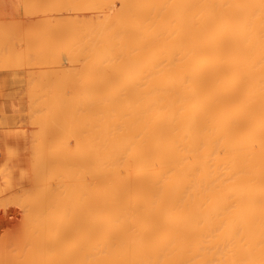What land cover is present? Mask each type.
Segmentation results:
<instances>
[{
    "label": "bare ground",
    "instance_id": "1",
    "mask_svg": "<svg viewBox=\"0 0 264 264\" xmlns=\"http://www.w3.org/2000/svg\"><path fill=\"white\" fill-rule=\"evenodd\" d=\"M32 1L33 10L27 7L32 5L25 7L26 0H21L22 6L29 9L27 12L32 11L26 14L28 18L24 13L22 16L31 23L37 42L45 40L49 50L44 49L48 53L45 56L47 61L39 55L35 59V66L45 65L47 71L43 70L47 74L42 70L43 76L40 70L38 77L32 74L36 80L41 78L37 82L47 78L46 83L43 82L47 88L40 82H36L38 88L32 87L33 82H30V89L36 93L31 92L33 101L38 103L40 100L36 96L42 100L45 92V98L37 108L42 111L35 114L30 112L33 109L29 111L37 116L36 119L30 118L36 122L35 127L38 126L36 135L42 133V138L45 135L44 143L39 140L40 144H37L38 152L33 155H38L33 160L38 162L41 159L44 165L58 158L63 160L56 155L57 159L46 164L44 161L47 158L44 154L50 150L47 143L51 142L52 148L54 143L59 144L54 141L57 139L60 143L63 141L67 149V163L77 168L74 167L77 170L76 186L71 184L76 193L71 191L73 186H67L77 197V205L73 206L75 202L67 199L70 202L62 205L64 209L68 205L67 211L61 208L64 213L57 214L58 217L51 222L56 234V231L62 232L58 238L54 232L51 234L56 238L53 241L44 235L39 250L35 248L37 243L29 240V252L36 253L33 258L43 259L45 264V257L48 259L46 262L49 261L45 253L54 254L63 246L62 243L67 242V251L62 252L64 255L67 252V257L61 256L60 264H264V0ZM19 24L16 25L17 30L22 28ZM30 26L28 30H31ZM16 31L11 33H21V38L14 37L16 44H19V39L20 42L24 39L30 41L29 38L34 36L31 34L30 37L29 31L28 35L19 32L21 30ZM27 40L24 42L28 43ZM7 43L11 44L10 41ZM15 43L10 46L9 54L13 56L15 51L14 58L20 55L26 59L25 50L16 49L18 44L14 46ZM22 44L18 46L22 48ZM30 44L28 47L33 46ZM11 47L16 50L12 52ZM27 49L26 54L32 56ZM21 51L25 56L22 57ZM17 57L15 59L18 60ZM24 59H19L18 63L24 61L26 67L29 61ZM3 61L0 64L6 62ZM16 62H13L12 69L20 66ZM5 65L9 69L7 63ZM4 67L0 65V69ZM30 71L26 72L31 74ZM12 75L15 79V74ZM21 77L19 75V81L24 83ZM29 77L27 81L35 80ZM27 86L24 91L30 92ZM37 89L42 91V96L36 92ZM24 91L23 96L28 93ZM10 92L7 93L11 95L14 92L15 95L18 91ZM16 94L19 100H29L30 103L27 95L29 99L25 100L26 96L22 97L21 92ZM13 97L11 108H8L15 110L13 104L19 105V100ZM38 104L32 107L36 109ZM17 107L22 109H17L22 113L12 110L7 113L3 105L0 107V117L6 118L3 123L0 118V127H6L12 121L15 124L17 114V117L23 116V119H18L20 128L27 121L31 123L28 113L25 121V107ZM17 130H2L3 134L6 132L2 141L5 157L16 149L12 146L19 140V131L26 133L22 128ZM44 147H49V150L45 152ZM62 160L58 161L63 163ZM39 162L37 169L41 168ZM49 166L41 171L50 173ZM0 167L4 170V166ZM34 169H31V172H36L33 176L40 173ZM18 174L22 176V172ZM66 174L67 184L73 178L71 172L68 175L70 179ZM37 177L38 180L40 177ZM45 177L52 181V177ZM42 185L39 186L42 188ZM62 187L66 189V186L65 189ZM8 189H5L6 193ZM56 192L55 195L60 193ZM67 197L71 198L70 195ZM61 203L59 207H62ZM23 205L26 206L25 203ZM20 211L25 209L20 207ZM44 214L43 217L47 215ZM45 218L41 223L44 229L51 216ZM29 221L30 218L23 221L28 228L33 225L30 221L29 226ZM51 226L48 227L52 229ZM42 228L37 232L33 229L34 235L40 237ZM32 244L36 252L31 248ZM10 259L8 262L0 261V264H10ZM28 261L32 262L31 258Z\"/></svg>",
    "mask_w": 264,
    "mask_h": 264
},
{
    "label": "rangeland",
    "instance_id": "2",
    "mask_svg": "<svg viewBox=\"0 0 264 264\" xmlns=\"http://www.w3.org/2000/svg\"><path fill=\"white\" fill-rule=\"evenodd\" d=\"M2 1H4L3 2V5H2ZM6 1V2H5ZM10 1H12V2H10ZM19 1V0H18ZM27 1V3H23V2H25V1H23V2H21V0H20V2H21V4H20V2H18L19 3V5H17L18 3H17V0H16V2H15V0H9V2H8V0H0V8L2 9H0V24H2V27H0L1 29L2 28H4V30L2 29V30H0V32L2 31L3 33L1 34L0 33V42H1V38L3 37V39H2V42L0 43V45L2 44V46H0V48L1 47H3V48H1L0 49V63L5 59L6 60V62H4V64L2 63V64H0L1 66H5L4 68H2V69H0V70H2L1 71V74H0V80L2 81H0V83H2L3 85L1 86V84H0V107L3 105L4 107H5V109L7 110V113H9V112H11L10 110H12V109H10L11 108V99H12V97L14 96L15 97V95H17L15 98H16V100L18 101L19 100V95L18 94H16V93H19V92H21V95H22V92L24 91V88H26V85L28 84L29 86H27L28 87V89H29V91L31 90L30 88H32V87H37L36 86V82H37V80L38 79H41V78H37V80H36V77L35 76H33V75H36L37 77H38V73H39V71L38 70H40V73H41V70L44 72V70H43V68H45V71H47L46 69H47V67L45 66V65H43V67H42V65L40 66L41 67V69H40V67H37V66H35V59L38 57V55L40 56V57H43V60H45V61H47L46 59V55L48 56V53L46 54V52L45 51H49L48 50V47H47V43H46V41L45 40H39L38 42H37V40L35 39L36 38V33H35V31L31 28V26H30V22H29V20L27 19L28 18V15L32 12V11H28L27 12V10H29V9H31V10H33V8L32 7H34L33 6V1L32 0H26ZM32 2V3H31ZM7 3V4H6ZM15 3H17V4H15ZM31 3V4H30ZM11 4V5H10ZM13 4V5H12ZM25 5V7L27 6V4L28 5H32V6H27V7H29V9L27 8V10H26V8L25 7H23L22 5ZM16 5H17V7H16ZM1 6H3V7H1ZM8 6H9V8H10V10H8L9 8H8ZM4 7H5V9H4ZM19 7V8H18ZM31 7V8H30ZM8 8V9H7ZM19 9V10H18ZM25 11H24V10ZM9 11V12H8ZM24 11V12H23ZM10 14H8V13ZM23 13L26 15V14H28V15H26L27 16V18H26V16H25V18H24V16H22L23 15ZM6 14V15H5ZM12 15V16H11ZM14 18V19H13ZM5 21H4V20ZM12 19V20H11ZM11 20V21H10ZM15 22H14V21ZM16 20H19V21H17L16 22ZM22 20L24 21V23H21L22 22ZM3 21V22H2ZM26 21V22H25ZM4 22H6V23H4ZM7 22L9 23L8 25H7ZM11 22H14V24L13 23H11ZM21 24V26H22V28L21 29H18V30H21V31H19V32H23L22 31V29H23V27L24 26H26L27 28H25V29H23L24 31H25V33H27V35H28V31H29V36L31 37V34H34V36H33V38H29V39H31L30 41L29 40H27V39H24V40H27L28 41V43L25 41L24 42V40H21V42L18 40V42H19V44L18 45H20V44H22V41H23V44L22 45H25V43H27V44H29V43H31V44H33V46L31 45V46H29L28 47V45L26 44L25 46H27L28 48H29V50H30V53H29V50L27 49V47H23L22 45H21V47L22 48H20L16 43H15V41H17V39L16 40H14L16 37L18 38V37H20V34L18 35V33H16L17 35H15V32H13V34H14V36H13V34H11L12 33V30L13 31H16L17 30V26L16 25H18V24ZM25 23H27V25L25 24ZM13 24V25H12ZM19 24V25H20ZM4 25H5V27H4ZM8 26V27H7ZM12 26H13V28H12ZM14 26H16L15 27V29H14ZM30 26V28L29 29H31V30H28V27ZM10 27H11V29H10ZM20 27V26H19ZM18 27V28H19ZM8 28V29H7ZM5 29H6V31H5ZM10 29V30H9ZM7 30H9V32H7ZM18 30L16 31V32H18ZM26 30H27V32H26ZM11 31V32H10ZM24 33V32H23ZM24 33V34H25ZM10 36H13V37H11L10 38ZM22 36H23V34H22ZM15 37V38H14ZM21 38V37H20ZM5 39H8V41H10V45H9V43H7L8 41L7 40H5ZM32 39H34V40H32ZM6 42H5V41ZM11 40H13V42L15 43V45L14 46H16L17 45V47H16V49H24L25 50V55L23 54V51H21V53H22V57L23 56H25L26 57V59H24V58H21V56L19 55L18 57H19V59L21 60H26V62L27 61H29L28 63H26V67H25V65L23 64V62H21L20 61V63H18V61H19V59L17 60V59H15L14 58V54L13 53H15V51L13 52V49H15V47L14 48H12L13 47V45L12 44H14L13 42H11ZM36 41V42H35ZM5 42V43H4ZM40 42H42L41 44H40ZM34 43H35V46H34ZM6 44V45H5ZM8 44V45H7ZM37 44H38V46H37ZM5 46H7V47H5ZM10 46H12L11 48H12V55L13 56H11L9 53V51H11L9 48H10ZM46 46V47H45ZM19 47V48H18ZM38 47V48H37ZM44 47V48H43ZM4 48H7V49H9L8 51H7V49H4ZM31 48V49H30ZM47 48V49H46ZM15 49V50H16ZM26 49L28 50V54L29 55H32V56H34L33 57V62H31L32 61V56H28L26 53H27V51H26ZM33 49V51L35 52H33V51H31ZM34 49H36V50H34ZM41 49V50H40ZM44 49H45V51H44ZM3 50V51H2ZM38 50V51H37ZM5 51V52H4ZM6 51L8 52V53H6ZM40 51V52H39ZM18 52H20V51H16V53H18ZM33 52V53H32ZM45 52V53H44ZM37 53V55H35ZM6 54H9V55H6ZM43 54V55H42ZM5 56H7L8 58L10 57V59H6V57ZM17 57V58H18ZM31 57V58H30ZM2 58H3V60H2ZM2 60V61H1ZM14 60V61H13ZM11 61H12V63H11ZM15 61H17L16 62V65H18V64H20V66L18 65V67H17V69L18 68H20L19 69V72H18V70L17 69H12V67L15 65H13V62L15 63ZM7 63V66H9L10 65V63H11V67L9 66V69L6 67V64ZM25 63V62H24ZM27 64H28V66H27ZM33 65V67L35 68H32V65ZM23 65H24V67H23ZM15 67V68H16ZM22 67H23V69H25V70H23L22 69ZM28 67V68H27ZM31 67V68H30ZM30 68V70L32 69H34V71L32 72V71H30V70H28ZM8 69V70H7ZM22 69V70H21ZM27 69V70H26ZM37 69V70H36ZM5 70H7V71H5ZM17 70V71H16ZM24 71H25V73L28 75V77L29 76H31L32 74V76L31 77H33V80H34V78H35V80L34 81H32L30 78L31 77H29V81H27L28 80V77H27V75H24V77H27V79L26 78H24L22 75H21V73L22 74H25L24 73ZM26 71H30L31 72V74L28 72H26ZM35 71L37 72V73H35ZM42 72V73H43ZM16 73L18 74L17 76H16ZM41 73V74H42ZM44 73H46V72H44ZM12 74H15V79H17V77H18V79L15 81V79L12 77L13 75ZM30 74V75H29ZM41 74H39V76L41 75ZM47 74V73H46ZM45 74V75H46ZM12 75V76H11ZM19 75H20V77L22 76L23 77V79L25 80V81H27V83L24 81V83H22L23 82V80L22 81H19ZM45 75H44V77H45ZM42 76H43V74H42ZM41 76V77H42ZM22 77H21V79H22ZM46 77H47V75H46ZM45 77V78H46ZM3 78V79H2ZM12 78L14 79L13 81H12ZM43 78V77H42ZM43 80V79H42ZM45 81V83H46V81H47V78H46V80H43L42 82L41 81H39L41 84H43L44 85V82ZM14 82H16V84L15 85H13V86H11L10 87V85L9 84H11V83H13L14 84ZM19 82H21V89L19 90V88H20V86H18L17 84H20ZM33 82V84H35V85H31V83ZM39 82H37L38 84H39ZM22 84H24L23 86H22ZM37 84V85H38ZM32 87H31V86ZM43 85L41 86V87H43ZM10 87V88H9ZM38 87H39V85H38ZM37 87V88H38ZM44 87H46L47 88V85L45 86L44 85ZM43 87V89H45L46 90V88H44ZM3 89V90H2ZM18 89V90H17ZM27 89V88H26ZM25 89V91L24 92H28V90H26ZM42 89V90H43ZM13 90L14 91H18V92H16L15 93V95L13 94L14 92H13ZM38 90V89H37ZM11 91V92H10ZM33 91H34V89H33ZM39 91V92H38ZM38 91H36L37 93H40V95H41V92H40V90H38ZM4 92V93H3ZM7 92H10V94L11 95H9ZM32 90L30 91V92H28V93H26V94H24V96H28V97H30V95H33L32 93H35V91L34 92H32ZM3 93V94H2ZM44 93L45 92H43V96H42V100H41V98H40V96L39 95H37L36 97L37 98H39L38 99V103L40 104V103H42L41 101H43L44 99L43 98H45L44 96ZM9 95V97H10V99H5V98H9V97H7V95ZM29 94V95H28ZM36 94V93H35ZM13 95V96H12ZM2 96V97H1ZM4 96H6V97H4ZM23 95H22V97H24ZM26 96V99L25 100H27V97ZM14 97H13V99H14ZM18 97V98H17ZM33 97V96H32ZM32 97H30V103L33 101V99L34 98H32ZM4 98V99H3ZM32 98V99H31ZM29 99V98H28ZM10 100V101H9ZM15 100V99H14ZM23 99H21L20 98V100L18 101V104L20 105V106H23V108L25 107V109L26 110H28V107H29V110L28 111H25V109L23 110L24 112H26V114L24 115V113H23V115L25 116V121H27L28 120V118L26 117L27 116V113L29 114V121H31V123H29L28 121V123L26 122L25 123V121L23 122V123H25V124H27V125H30V124H32L33 123V125H30V126H21V128H22V130H25L26 131V136H24L25 134L24 133H22V132H20L19 131V135L17 134V137L18 136H20V137H18V141H17V144L15 143V144H13V146H12V149H13V147L15 146L16 147V149L14 148L13 149V151H12V153H10L9 155H8V157L6 156L5 157V155L3 154V152H4V147H5V144L3 143L4 142V140L5 139H3V137L5 138V136H6V132L3 134L2 133V130H8V131H10V130H12L13 132H15L14 130H21V128H20V125L19 124H21V123H19L18 124V122L21 120V119H23V116L21 117H17V115L21 112H18L17 111V109L18 108H20V107H17V106H19V105H16V104H13V102H12V104L15 106L13 109H15V110H12V111H14L15 113H17L18 112V114L16 115V119H17V122H15V124L13 123V121H12V123H9L8 125L6 124V127H2V125H1V127H0V166L2 165V168H3V166H4V170L3 169H1V167H0V201H2V200H4V201H2V204L0 203V205H2V207L0 206V250H2V251H0L1 252V254H0V261L2 262L3 260L4 261H6V262H8V260L7 259H10L9 260V263L10 264H13V263H15V262H17V263H15V264H23V263H26V264H40L41 262H42V264H44L43 263V259L42 258H44L43 256H44V254L41 256V259L42 260H38V259H36V257L35 258H33V256H35L36 255V253H34L33 251L32 252H29V251H31L30 250V246H31V243L29 244L28 242H29V240L31 241V242H36V243H34V244H36V246L35 245H33L32 244V249H33V247L35 246V248L36 247H38V248H36V250H39L40 248H42L41 246V243H42V237L45 235V237H46V239L48 238V239H52V241H53V239L55 240L56 238H58L59 237V235H61V233L62 232H60V233H58L59 231H56L57 232V234L55 233V229H53V227L50 225L51 224V222L52 221H54V219H56L57 217H58V215L57 214H61L62 212L64 213V211H62L64 208H63V206L62 205H65V202H66V204H68L70 201H73V202H75V203H73V206H75L76 207V205H77V197H74L73 195L74 194H71L70 193V188L69 187H71V186H73V185H71V184H75L74 186H76V183H77V181H74V179L76 180L77 179V173H75V171L77 172V168H76V165L74 166V165H71L70 163H67L68 162V159H67V152H66V150L67 149H65V145H64V143H63V141L60 143V141H58L57 139L56 140H54V141H56L57 143H59L58 145H59V147H58V145L56 144V143H54L55 145H57V146H55V145H53L52 146V148H51V142H49V143H47V146L49 145V147H50V150H52L54 147L56 148L57 147V150L54 148L53 150H55L54 151V153H53V150L52 151H50L49 150V147L48 148H46L45 149V147L43 148L44 149V151L45 152H47L48 150V154H44L42 151V153L44 154V155H47V158H46V160H44L45 161V164L48 162H50L51 160H53V159H55L56 158V155H58L59 157L61 156L62 158H63V160L62 159H60V158H58V156H57V160L56 161H58V160H62V162L63 163H61V161H58V163L55 161V160H53L52 162H50L51 164L53 163V162H55V165L53 164V165H51V164H47V165H50L49 166V168H47V169H49L50 171H48V172H50V173H43L42 171H41V169H43V167H44V169L46 168L45 166H47V165H44V162L42 161L41 162V159L40 160H38V162L40 163V166H41V168H39L40 169V171H38L39 169H37V167H39V166H36V164L38 165V162H35L33 159L35 158V156H37V155H33V154H35V152H38V151H36V147H37V144H40V143H42V141H44L43 139H44V136H43V138L42 137H40L41 135H42V133H41V135H40V133H39V135H36V132H37V134H38V131H36L35 132V129L37 130L38 129V126L37 127H35L36 125H34L36 122L34 121V119H33V121H32V119H30L31 117H34L35 119H36V117L37 116H35L34 114L35 113H40L41 111H42V109H41V111L39 112L38 110L39 109H37L38 107H39V104L38 103H36V101H33V105H34V107H35V104L37 105L38 104V106H36V109H34V107H32L33 105H32V103L30 104L29 103V100H27V101H22ZM4 102V103H3ZM7 102V103H6ZM20 102H24L23 104H21ZM29 104H28V103ZM35 102V103H34ZM14 103H15V101H14ZM17 103V102H16ZM27 103V105H24V104H26ZM5 104L7 105V106H5ZM29 105H31V106H29ZM8 106H10V108H8ZM27 106V107H26ZM40 108H41V106H40ZM21 109V108H20ZM19 109V110H20ZM30 109H33L32 111H30ZM22 110V109H21ZM33 112L34 114H31L30 112ZM22 113V112H21ZM31 114V115H30ZM34 115V116H33ZM0 116H1V114H0ZM19 116V115H18ZM1 118V122L3 121V120H5L6 118H4V117H0ZM21 118V119H20ZM18 119H20L19 121H18ZM0 122V123H1ZM22 122V121H21ZM3 123V122H2ZM1 123V124H2ZM4 123H5V121H4ZM17 123V124H16ZM12 126H11V125ZM9 125H10V127H9ZM17 125H19V126H17ZM38 125V124H37ZM5 126V125H4ZM34 126V127H33ZM33 127V128H32ZM20 128V129H19ZM26 128V129H25ZM32 129V130H31ZM42 129V131H43V128H41ZM17 130V131H18ZM16 131V132H17ZM35 133V134H33V133ZM41 132V131H40ZM23 134L22 136H21V134ZM3 134V135H2ZM31 134V135H30ZM23 136H24V139H23ZM32 136V137H31ZM36 136H38V137H40V138H42V140L41 139H39L38 137L37 138H35ZM35 138V140H33ZM23 140V141H22ZM39 140L41 141L40 143H39ZM3 141V142H2ZM25 142V143H24ZM36 142H38V143H36ZM36 143V144H35ZM44 143V142H43ZM42 143V144H43ZM36 145L35 146V148H34V145ZM41 144V145H42ZM53 144V143H52ZM61 144V145H60ZM26 146V147H24V146ZM32 145H33V147H32ZM62 145H64V147L62 146ZM17 146H19V147H17ZM24 147V148H23ZM39 147H43V146H39ZM26 148V149H25ZM59 148H62V149H59ZM34 149V150H33ZM37 149H38V147H37ZM40 149V148H39ZM16 150H18L19 151V153H18V151H16ZM27 151V152H26ZM61 151V152H60ZM15 152H17L16 154L18 155V156H16V154H15ZM39 152H40V150H39ZM56 152V153H55ZM57 152H59V154L57 153ZM65 152V153H64ZM41 153V154H42ZM15 154V155H14ZM49 154H51V155H49ZM62 154V155H61ZM63 154H64V156H63ZM13 155H14V157H13ZM44 155H43V157H44ZM53 155L55 156L54 158H53ZM66 155V156H65ZM34 156V157H33ZM40 156V155H39ZM43 157H40V158H43ZM51 157V158H50ZM39 158V157H38ZM47 159H49V161L47 160ZM10 160V162H8ZM32 160V161H31ZM37 160V159H36ZM43 160V159H42ZM18 163V164H16V162ZM31 161V162H30ZM4 162H7V163H4ZM14 164H12V163ZM15 162V163H14ZM34 162H35V165H33L34 164ZM65 163V164H64ZM67 163V164H66ZM42 164H43V166H42ZM57 164V165H56ZM5 165H6V167H5ZM8 165V166H7ZM62 167H61V166ZM69 167V170H68V167ZM16 166V167H15ZM35 166H36V168H35ZM71 166H73V167H71ZM18 167V168H17ZM76 169H75V168ZM7 168V169H6ZM17 168V170L19 171V172H17V170H15ZM20 168V169H19ZM28 168V169H27ZM35 168V169H34ZM63 168V169H62ZM31 169H34L35 171L37 170V173L38 172H40V173H38V174H36L38 177H40L38 180L36 179V175L35 176H33L36 172H34L33 173V170H32V172H31ZM46 169V170H47ZM66 169V170H65ZM72 169V170H71ZM20 170H21V172H22V176L21 175H19L18 173H20L21 174V172H20ZM23 170H24V174H23ZM45 170V172H47ZM63 170V171H62ZM44 171V170H43ZM69 171V172H68ZM3 172V173H2ZM5 172H6V174H5ZM28 172V173H27ZM70 172H71V174H70ZM10 173V174H9ZM66 173H68V174H66ZM74 173V174H73ZM26 174V175H25ZM33 174V175H32ZM41 174V175H40ZM50 174V175H49ZM65 174L68 176L69 174L71 175V177L73 178V179H71V181L69 180L68 182H67V184L65 183V179L67 178H65ZM12 175V176H11ZM25 175V176H24ZM69 175V176H70ZM4 176H7L6 178L4 177ZM33 176V177H32ZM45 176H47V177H52V181H50L51 179H49V178H46ZM68 176V178L70 179L71 177H69ZM74 176V177H73ZM12 177V178H11ZM18 177H20V179L18 178ZM27 177V178H26ZM37 177V178H38ZM24 180H23V179ZM26 178V179H25ZM28 178H29V180H28ZM44 178V179H43ZM46 178V179H45ZM6 179V180H5ZM30 179H31V181H30ZM41 179V180H40ZM43 179V180H42ZM49 180L48 182H46V180ZM62 179V180H61ZM63 179H64V181H63ZM33 180H35V181H38V182H36L35 183V181H33ZM40 180V181H39ZM68 180V179H67ZM4 181V182H3ZM7 181H9V183H7ZM43 181V182H42ZM45 181V182H44ZM54 181H55V183H54ZM62 183H64V184H62ZM75 182V183H72V182ZM34 184H33V183ZM42 182V183H41ZM57 182H60V184L59 183H57ZM69 182H71L70 184H69ZM6 183V184H5ZM11 183V184H10ZM30 183V184H29ZM38 183V184H37ZM44 183V184H43ZM48 183H51L50 185H47ZM54 183V184H53ZM56 183H57V186H56ZM10 184V185H9ZM12 184H13V186H14V189H13V186H12ZM37 186H36V185ZM47 185V187L45 186H43V185ZM7 185V186H6ZM20 185V186H19ZM21 185H23V186H21ZM32 185H34L35 187H34V189H33V186ZM39 185H42V188L39 186ZM59 185V186H58ZM70 185V186H69ZM17 186H19V187H17ZM40 187V188H37V187ZM50 186H52V188L50 187ZM56 186V187H55ZM62 186H64V189H65V186H66V189L65 190H63V187ZM67 186H69L68 188H67ZM71 187V191L72 192H74V193H76V189H75V187ZM6 187V188H5ZM7 187L8 188H10V190L8 189V191H7V193H6V191H5V189H7ZM26 187H29V188H27V189H25ZM48 187H49V189H48ZM54 187V188H53ZM3 188V189H2ZM23 188V189H25V190H21V189ZM32 188V189H31ZM36 188V189H35ZM57 188V189H56ZM74 188V189H73ZM13 189V190H12ZM21 190V193L19 192L20 190ZM45 189V190H44ZM54 189H56V190H54ZM60 189H62V190H60ZM29 190V192L31 193L32 192V194H30L29 192H27ZM33 190V191H32ZM51 190V191H50ZM60 190V191H59ZM68 190H69V192H68ZM75 190V191H74ZM14 191L17 193V194H15L14 193ZM24 191H26L25 193H26V195L24 194ZM57 191V192H56ZM13 192V193H12ZM19 192V193H18ZM55 192L56 193H58V192H60L61 193V195H65V197L64 198H62V197H60L61 195H60V193H58V194H56L55 195ZM66 193V194H63V193ZM12 193V194H11ZM67 193H70L69 195L71 196V198H72V200H71V198L70 197H67V196H69V195H67ZM15 196H14V195ZM18 194H21V195H18ZM10 195H12V196H10ZM22 195H25V196H22ZM28 195H30V196H28ZM6 196V197H5ZM20 196V197H19ZM27 196V197H26ZM76 196V195H75ZM2 197H5L4 199H2ZM13 197V198H12ZM15 197H17L18 199H14ZM32 197H35V198H32ZM58 197V198H57ZM20 198V199H19ZM22 198H25V199H23V200H21ZM30 198H32V203L31 202H29L31 199ZM40 198V199H39ZM43 199V201H42V199ZM46 198H48V203H47V199ZM60 198V199H59ZM73 198H75V199H73ZM9 199H10V201H9ZM13 201H12V200ZM26 199H27V201H26ZM29 199V200H28ZM35 199V200H34ZM41 200V201H39V200ZM54 199H56V200H58V201H56L55 202V200ZM63 199V200H62ZM64 199H65V201H64ZM67 199H69L68 200V202L66 201ZM16 200H18V202L16 201ZM19 200H21V201H23V202H21V201H19ZM25 200V201H24ZM54 200V201H53ZM7 203H6V202ZM35 201V202H34ZM61 201H63V203H61ZM13 202V203H12ZM15 202V203H14ZM19 202H21L22 203V206H19L18 207V205L19 204H21V203H19ZM42 202V203H41ZM44 202H45V204H44ZM5 203V204H4ZM8 203H10V206L9 205H7ZM17 203H18V205H17ZM25 203V205L26 206H24L23 204ZM39 203V204H38ZM47 203V204H46ZM56 205H55V204ZM59 203H61L60 205L62 206V207H59L58 205H59ZM6 206H4V205ZM11 204H13V205H11ZM14 204L18 207H15L14 206ZM30 204L32 205V207L30 206ZM39 206H38V205ZM43 205V207H42V205ZM53 204V205H52ZM76 204V205H75ZM37 207H36V206ZM28 206L31 208H28ZM48 206V207H47ZM49 206H51V209H50V207ZM53 206H55L54 208H53ZM20 207H23V209H25V211H20ZM25 207V208H24ZM28 209H27V208ZM40 207V208H39ZM56 207H58V208H56ZM65 207V206H64ZM35 208V210H33ZM42 208V209H41ZM46 208V209H45ZM47 208H49V209H47ZM61 208H62V210H61ZM67 208H68V205H66V209H64V210H66L67 211ZM38 209V210H37ZM41 209V210H40ZM57 209V210H56ZM61 211H60V210ZM22 210V209H21ZM36 210H37V212H36ZM42 210H43V214L45 213V214H47V215H45L46 217H50L51 216V219H50V222H49V225L48 226H51V228L53 229H50L48 226H46V229H44V225L42 226L41 225V223H43V221H45V220H42V219H46L45 218V216L43 217V214L41 213V214H39V212H42ZM45 210H47V212L45 211ZM53 210V211H52ZM60 212H59V211ZM34 211V212H33ZM39 211V212H38ZM49 211H50V215H48L49 214ZM58 213H57V212ZM22 212H23V214H26V215H23L22 214ZM25 212V213H24ZM31 212V213H30ZM36 212V213H35ZM53 213V214H52ZM28 214H29V217L28 218H30V221H31V223L34 225V227H33V229L35 230V229H37L36 230V232L39 230V229H41L42 227V233L40 234V237L38 236V234H37V236L36 235H34V234H36L35 233V231L32 229V226L33 225H31V227H29L28 228V225H27V221H28V218H27V216H28ZM34 214V215H33ZM39 216H38V215ZM52 214V215H51ZM41 215H42V217H41ZM21 216V217H20ZM24 216V217H23ZM26 216V217H25ZM53 216V217H52ZM35 218L36 219V217H37V219L35 220V219H33V218ZM41 217V218H40ZM54 217H56V218H54ZM25 219V220H24ZM36 222H35V221ZM41 220H42V222H41ZM23 221H26V222H23ZM30 221L28 222V224L30 223ZM33 221H34V223H33ZM3 222V223H2ZM38 222V223H37ZM40 222V223H39ZM26 223V225H24ZM37 223V224H36ZM55 223V222H54ZM22 224H23V226H22ZM36 225H37V227H36ZM65 225V224H64ZM22 226V227H21ZM29 226H30V224H29ZM24 227V228H23ZM26 227H27V229H26ZM64 227V226H63ZM61 228V229H64L65 227H66V225H65V227L64 228ZM55 228V227H54ZM25 229V230H24ZM44 229V230H43ZM67 229V228H66ZM26 230H28V231H26ZM45 230L47 231V232H45ZM65 230V229H64ZM33 231H34V233H33ZM28 232H29V235H28ZM48 232H49V234H48ZM53 232L56 234L55 236H56V238L55 237H53L51 234H53ZM30 233H33V235H30ZM43 233H47V235H50V236H47L46 234H43ZM25 234V235H24ZM27 234V235H26ZM43 234V235H42ZM59 234V235H58ZM42 235V236H41ZM58 235V236H57ZM24 236V237H23ZM29 237V238H28ZM35 237H36V239H35ZM38 237V238H37ZM45 237H44V239H45ZM35 240H34V239ZM24 239H28L27 240V242L25 243V241H23ZM43 239V240H44ZM45 239V240H46ZM39 240V241H38ZM40 240H41V242H40ZM19 241V242H18ZM44 242V241H43ZM50 242V241H49ZM23 243V244H22ZM27 244H29L30 246L28 247L27 246ZM63 244V246L61 245V247H59L56 251H55V253L53 254V253H49V252H47V254L45 253V255L47 256L48 255V257H49V261L48 262H46L48 259H47V257H45V264H60V260H61V256L63 257V256H66L67 257V252H66V254L64 255L62 252H65V251H67V246L69 245V243H67V242H64V243H62ZM11 245V246H10ZM21 245H23L22 247H21ZM67 245V246H66ZM11 247V248H9V247ZM19 246V247H18ZM46 247H47V245H45ZM6 247V248H5ZM13 247V248H12ZM24 247L26 248V249H24ZM67 247V248H66ZM9 248V249H8ZM35 248L33 249L34 251H35ZM47 248H49V245H48V247ZM62 248V249H61ZM4 249H6V250H4ZM24 250V252H23V250ZM29 249V250H28ZM9 250V251H8ZM12 250V251H11ZM22 251V252H21ZM26 252V253H25ZM36 252V251H35ZM58 252H60V253H58ZM23 253V254H22ZM28 253H30L29 255H28ZM4 254H6V255H4ZM34 254V255H33ZM59 255V256H57V255ZM60 254H62V255H60ZM9 255H10V257H9ZM11 255H13V256H11ZM33 255V256H32ZM52 255V256H51ZM56 257H55V256ZM5 258L6 256H7V258H3V257ZM25 256H27V257H25ZM28 256H30L29 257V259H28ZM54 256V257H53ZM16 257H17V259H16ZM22 257V259H20ZM24 257V258H23ZM60 257V258H59ZM15 258V259H14ZM30 258H31V261L32 262H30V263H28L29 261L28 260H30ZM19 259V261H17ZM27 259V260H26ZM56 259V260H55ZM60 259V260H59ZM22 260V261H21ZM52 260V261H51ZM12 263H11V262ZM24 261H26V262H24ZM37 261V262H36ZM39 261V262H38ZM57 261V262H56ZM67 264V263H66Z\"/></svg>",
    "mask_w": 264,
    "mask_h": 264
}]
</instances>
